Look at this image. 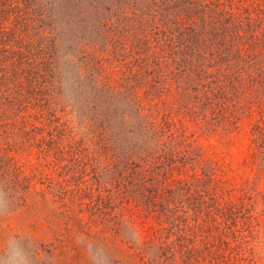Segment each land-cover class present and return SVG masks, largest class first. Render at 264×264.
Here are the masks:
<instances>
[{"label": "rangeland", "instance_id": "obj_1", "mask_svg": "<svg viewBox=\"0 0 264 264\" xmlns=\"http://www.w3.org/2000/svg\"><path fill=\"white\" fill-rule=\"evenodd\" d=\"M138 1L53 2L62 55L48 110H55L51 127L66 134L53 144L55 150L41 148L37 142L43 124L37 120L34 132L24 122L41 114L33 99L21 112L0 100V255L12 236L23 238L33 264H177L182 243L186 249L201 247L203 242L196 239L206 230L205 222L193 221L189 208L184 206L178 219L170 197H165L160 213L153 206L157 203L142 198L153 184L166 190L179 177V164H160L171 154L175 162L181 160L168 145L176 127L180 141L190 138L203 153L230 162L238 180H248L253 257L241 262L264 264V167L244 165L253 152V127L264 126V25L253 33L246 27L243 33L250 47L243 88L232 89L234 78L223 80L230 86L236 120L225 121L226 116L216 125L198 101L207 79L218 71L211 62L216 58L207 63L191 56L184 66L182 60L189 55L175 36L165 39V58H155L150 33L154 12L141 5L137 11L132 3ZM105 87L110 93L103 92ZM164 105L171 128L163 135L152 129L160 126ZM65 146L72 149L71 155ZM77 146L86 148L89 156L72 155ZM183 155L185 162L189 156ZM196 168L191 162L185 170ZM150 177L156 178L151 186ZM107 190L112 198L104 207ZM177 223L178 230L171 228Z\"/></svg>", "mask_w": 264, "mask_h": 264}, {"label": "trees", "instance_id": "obj_2", "mask_svg": "<svg viewBox=\"0 0 264 264\" xmlns=\"http://www.w3.org/2000/svg\"><path fill=\"white\" fill-rule=\"evenodd\" d=\"M54 1L0 0V85L2 87L0 100L7 101L8 106L21 112L27 111L29 99H33L35 108H38L41 114L30 116V119L27 117L25 120L23 114L22 119L30 123V128L34 132L36 130L33 124L37 120L43 124L37 144L49 151L55 150L53 144L58 143L59 138L66 134L64 129L51 127L50 119H53L55 110L51 108L48 110L52 104L50 99L54 98L52 96L54 93L50 94V92L54 90V81L60 65L59 57L62 55L59 28L56 26L53 11ZM94 3L98 4V1ZM140 5L151 6V12H154L151 15L150 33L155 58H165L167 36L172 40L175 36L186 49V54L189 56L183 58L184 66L191 63L189 58L191 56L199 57L201 61L205 60L207 63L210 62L208 58H216L211 62L218 71L210 76L211 80L207 79V86L205 85L204 90L199 92L198 101L203 108L202 111H205L216 125L222 123L226 116L229 117L225 121L236 120L230 102V86L225 85L223 80L226 83L234 78L232 89L240 91L243 88L241 84L248 75L245 72L244 58L248 56L247 51L250 49L246 44L247 37L243 36V33L245 34L246 27L253 33L258 32L260 26L264 25V0H139L132 3L137 11V6ZM70 7L75 8V4L71 3ZM81 18L79 21L83 22ZM175 30L176 33L173 34ZM255 35H250V39ZM193 38L198 40L195 41ZM168 47L175 48L174 44ZM214 51H216L215 56ZM253 57H257V52ZM219 70H224L225 73ZM123 78L125 80L123 82H127L128 78L126 76ZM239 85L241 86L238 88ZM213 86L214 88H211ZM102 90L104 93L111 91L107 87ZM149 96H152V92H149ZM162 108L164 110H162L160 126L152 123V126H155L152 130L164 135L165 128L169 131L171 124L164 118L165 105ZM179 131V128L177 131L176 127L173 129L168 145L176 148L181 160L175 162L174 155L171 154L170 158L160 163L163 167L165 161L167 165L172 162L179 164L177 167L179 177L175 178L173 184L166 187V190L156 188L153 184L156 178L150 177V186L153 185L151 188H146L142 198L145 202L151 200L152 203H157L153 206H157L156 211L160 213L165 207V197H170L176 205L178 219L184 214L183 207L186 206L189 208L186 211H191L193 214V221L197 220L199 223V220H203L202 224L205 222L206 230L196 239L203 242V245L186 249L182 243L177 251L179 259L177 264H183L182 256L186 257L183 258L185 261L189 260L186 264H227V262L242 264L241 261L246 262L253 257V250L249 247L252 245L253 233V218L249 215L252 188H248V180L241 178L238 180V173L229 165L230 162L225 163L214 154L203 153L190 138L180 141L179 135L174 134ZM43 134L46 136H42ZM251 147L253 152L249 159L244 160V165L264 167V126L256 124L253 127ZM65 149L71 155L72 149L68 146H65ZM190 149L195 152L194 155L189 156ZM74 151L72 155L88 153L86 148L84 151L79 146ZM183 154L189 156L185 162H182ZM191 162L197 166L196 170H185ZM233 173L235 176L232 175ZM141 188L139 185L135 190L138 192ZM123 190L133 189L123 187ZM110 191L107 190L108 195L103 198L104 207L110 206L112 198ZM171 228L178 230L179 223L172 225ZM188 229L195 230L193 226H189ZM246 237L248 241L245 242Z\"/></svg>", "mask_w": 264, "mask_h": 264}, {"label": "clouds", "instance_id": "obj_3", "mask_svg": "<svg viewBox=\"0 0 264 264\" xmlns=\"http://www.w3.org/2000/svg\"><path fill=\"white\" fill-rule=\"evenodd\" d=\"M4 212L0 210V216ZM0 264H33V257L29 253L23 238L12 236L5 245V251L0 255Z\"/></svg>", "mask_w": 264, "mask_h": 264}]
</instances>
